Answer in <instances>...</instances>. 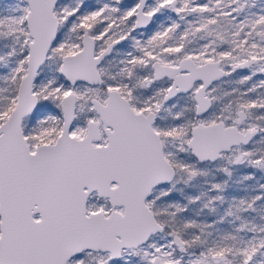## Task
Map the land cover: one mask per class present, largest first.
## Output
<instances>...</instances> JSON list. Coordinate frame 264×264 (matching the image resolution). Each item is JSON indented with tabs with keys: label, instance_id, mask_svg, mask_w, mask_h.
Here are the masks:
<instances>
[{
	"label": "snow or ice",
	"instance_id": "obj_1",
	"mask_svg": "<svg viewBox=\"0 0 264 264\" xmlns=\"http://www.w3.org/2000/svg\"><path fill=\"white\" fill-rule=\"evenodd\" d=\"M0 264H264V0H0Z\"/></svg>",
	"mask_w": 264,
	"mask_h": 264
}]
</instances>
